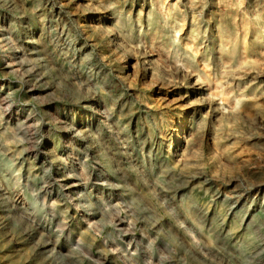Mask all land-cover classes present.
I'll return each instance as SVG.
<instances>
[{
    "label": "bare ground",
    "instance_id": "1",
    "mask_svg": "<svg viewBox=\"0 0 264 264\" xmlns=\"http://www.w3.org/2000/svg\"><path fill=\"white\" fill-rule=\"evenodd\" d=\"M55 34L63 43L77 41L75 78L58 57ZM106 53L114 54V63ZM135 66V79L148 78L151 95L127 78ZM49 72L67 84L90 87L94 98L88 108L94 115L80 110L68 121V111L54 109L55 120L67 122L63 145L52 140L50 150L27 148L22 141L31 144L28 127L35 119L30 112L13 114L12 96L24 84V94L37 98L42 89L34 83ZM9 76L21 85L2 79ZM260 86L264 0H0V156L5 158L0 157V263L37 264L10 250L12 241L23 237L16 234L18 224L30 240L42 238L48 258L74 264L75 250L96 247L97 264H136L138 244L149 239L128 235L137 220L177 254L179 264L264 261V177L258 170L214 176L199 154L201 138L219 149V138L234 139L241 123L248 138L260 140ZM51 89L68 102L76 98L59 85ZM167 94L185 105L173 112ZM109 121L116 143L105 132ZM127 125L132 138L123 135ZM75 134L81 138L76 149ZM8 163L17 169L10 172ZM51 167L55 174H49ZM220 184L230 192H217L214 186ZM240 184L254 195L249 198ZM158 199L169 202L176 219L147 214L157 212ZM106 224H113L120 238L105 242L107 248L96 245L92 235ZM65 230L74 243L61 240ZM195 242L209 259L189 254L196 253ZM148 259L146 264H164L152 255Z\"/></svg>",
    "mask_w": 264,
    "mask_h": 264
},
{
    "label": "rangeland",
    "instance_id": "2",
    "mask_svg": "<svg viewBox=\"0 0 264 264\" xmlns=\"http://www.w3.org/2000/svg\"><path fill=\"white\" fill-rule=\"evenodd\" d=\"M82 19V18H81ZM57 46L58 57L62 61V63L66 64L67 67L70 69V76L75 78L77 69H76V61L74 60L77 48V41L71 40L66 41L63 43L62 39L55 34L54 36ZM106 50V49H105ZM107 52V50H106ZM106 56L109 60H112V63L115 62L114 54L106 53ZM125 57H122V60L118 61L117 65L125 61ZM131 64V63H130ZM123 66V65H121ZM131 66V65H130ZM14 70H17L14 69ZM138 71V66L134 67L132 71V67L127 71L128 79L135 80L136 85L138 88H141L146 94L151 95V89L147 87L149 80L148 78L140 79L139 77L135 79L134 74ZM136 75V74H135ZM92 77H96L94 72H91ZM3 80L6 79L11 82L12 86L21 85L19 79L17 77H3ZM49 82V84H48ZM37 89H42V93L34 99L28 98L24 94L25 85L22 84V88L18 93L12 96V103H11V111L13 114L16 113H23V117H26L27 114L30 112V118L35 119V123L30 124L29 133L32 134V142L30 144V140L26 142V140L22 141V146H26L29 148L32 144L37 149L48 148L52 146V140H55L56 146H62L64 136H63V128L65 124H59L54 117V109H56L59 113L64 114V111H68V121H72L74 115L77 111L83 110L85 114L90 115L91 117L94 115L93 109L91 110L89 105L92 103L94 98V94L90 87H83L80 83H76L75 85H70L65 83L62 78L56 72H49V77L44 78L36 83H34ZM59 85L65 88L67 91H73L76 95V98L73 102H68L67 100L61 99L57 95L51 91V86ZM102 85V84H101ZM49 87V90H48ZM258 93H264V87H259L257 89ZM169 106L173 109V112L178 111L183 107L184 102L178 100L177 97H174L173 94H167L166 97ZM264 108V107H263ZM113 121H109V125H106L105 132L112 138V140L116 143L117 134L115 133L114 126H112ZM237 134L234 139L229 140L226 136L220 137L217 146L219 149H216L210 142L205 141L204 138L203 144L199 149V154L201 157L200 164L204 165L205 169L214 176L217 175H225V176H235V175H245L249 176L253 171L258 170L259 174L264 177V125H259L257 128V133H260L261 138L255 139L254 137L248 138L249 130L244 124L237 125ZM131 128L127 125L126 134L123 135L131 136ZM49 135V137H48ZM21 136V135H20ZM20 136H18L20 138ZM122 138V137H121ZM132 138V136H131ZM73 145L72 148L81 146V138L79 134H75L74 138L72 139ZM114 143V144H115ZM135 143V142H134ZM117 146V145H116ZM5 160L3 156H0ZM25 158V157H24ZM92 162H88L87 166L89 172L93 169ZM8 165H10L8 163ZM17 169V166L14 163H11L9 171H14ZM56 170L53 167L50 168L49 174H55ZM6 175V174H5ZM5 179H9V176H4ZM51 185H54V182H51ZM214 188L217 189V192L225 194L230 192V188L225 185H216ZM238 189L243 190L245 189L249 194V198L254 195V193L250 192L248 188L244 185H238ZM260 198H257V200ZM261 201V200H260ZM157 202V212H152L146 210L147 214L156 219L161 221H170L174 220L175 213L172 212L169 202L166 200L158 199ZM34 203V200H33ZM37 205L41 206V202H37ZM45 210H40L39 213H42ZM51 213L49 212V218ZM126 215L125 212H121V216L124 217ZM132 227H130V231L128 235L138 241V237L146 236L148 234L149 239L148 242L143 244H138L137 247V260L136 264H146L150 262L148 256L152 255V258L155 260H161L164 264H179V259L176 253H174L166 243H164L161 239H158L155 235V232L147 223H144L142 220L132 221ZM16 234L18 236H23L21 239L17 241H12L10 244V250L16 254H20V256L24 259L30 260L31 262H36L37 264H68L67 260L64 257H47L48 253L46 252L49 250L48 248L42 247V238L39 239V236L34 237L33 240L27 238V230L24 226L16 224ZM182 228L190 235L194 236L192 231L185 227L184 224H180ZM143 232V233H142ZM92 235L95 239L96 245L105 246L104 243H112L115 238L120 241L118 237L117 229L113 224H106L102 227L101 231L92 232ZM124 235V233H121ZM69 236V237H68ZM69 239L71 243H74V236H71L69 230H65L62 232L61 240ZM44 239V238H43ZM152 243L154 249L147 251L148 243ZM126 244V243H125ZM196 245V253L189 251V254L196 258L197 260L201 259H209L210 254L208 251L200 244L195 242ZM107 248V247H106ZM123 249V248H121ZM96 255V247L92 248H83L82 250L74 251V255L72 259L75 261L74 264H97L99 261L95 258ZM2 264V263H0ZM103 264H106L103 262ZM248 264H264V261L259 260H252L248 262Z\"/></svg>",
    "mask_w": 264,
    "mask_h": 264
}]
</instances>
